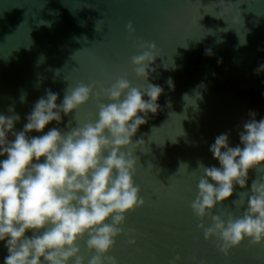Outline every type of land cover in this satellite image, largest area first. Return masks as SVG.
Segmentation results:
<instances>
[{
	"label": "water",
	"instance_id": "1",
	"mask_svg": "<svg viewBox=\"0 0 264 264\" xmlns=\"http://www.w3.org/2000/svg\"><path fill=\"white\" fill-rule=\"evenodd\" d=\"M215 6L216 0H0V113L11 106L20 116L14 130H20L45 89L57 93L56 103L67 87L92 83L98 90L119 76L138 89L147 83L163 89L156 113H149L130 138L143 141L133 152V182L143 204L125 214L127 235L116 237L108 252L117 264H169L176 255L179 264H264V248L247 240L227 256L219 253L216 242L204 240L203 229L196 227L209 221H197L189 207L202 174L197 162L218 166L208 151L214 137L228 132L229 146H235L247 113L254 111L257 120L264 116V72L253 73L264 63V0H225L219 13ZM129 23L131 35L125 28ZM134 41L156 48L147 81L132 72ZM206 48L211 56L204 54ZM95 114L90 97L42 131H67ZM258 175L250 169L245 187L234 186L213 213L239 215L243 205L232 201L247 193ZM77 243L86 260L84 240ZM6 254L0 242V264Z\"/></svg>",
	"mask_w": 264,
	"mask_h": 264
},
{
	"label": "clouds",
	"instance_id": "2",
	"mask_svg": "<svg viewBox=\"0 0 264 264\" xmlns=\"http://www.w3.org/2000/svg\"><path fill=\"white\" fill-rule=\"evenodd\" d=\"M224 6L225 0H216L217 13ZM125 28L131 35V23ZM95 30L101 31L100 20ZM244 43L241 39L240 44ZM133 45L137 54L130 58L132 72L147 81L158 56L155 45L137 41ZM204 54L211 56V49L206 48ZM261 72L264 63L253 69L256 75ZM166 83L172 87L170 78ZM162 91L151 83L142 89L132 87L119 76L98 90L92 83L67 87L59 103L57 93L45 89L18 131L14 123L20 116L13 108L0 113V242L7 253L3 264H117L108 252L123 233L125 214L143 204L133 182V152L143 141L131 143L130 138L149 113H156ZM90 97L96 101L94 120L76 122L67 131L59 127L42 131L50 122L58 125L62 114L76 111ZM247 116L237 133V145L229 146V133L223 132L208 146L218 166L197 162L202 174L189 204L197 221H209L207 227L196 224L203 229L204 240L212 238L224 256L243 240L264 248V116L257 120L254 111ZM32 132L40 134L29 135ZM250 169L259 175L247 193H239V199L232 201L234 206L243 205L239 215L228 212L222 218L214 214L213 208L232 194L234 186L245 187ZM81 239L90 253L86 260L77 243ZM179 262L176 255L169 264Z\"/></svg>",
	"mask_w": 264,
	"mask_h": 264
}]
</instances>
